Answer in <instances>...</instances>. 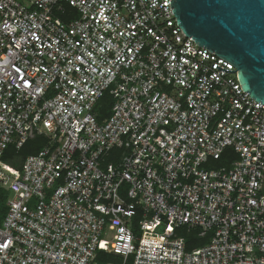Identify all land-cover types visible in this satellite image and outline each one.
Here are the masks:
<instances>
[{"label": "built area", "instance_id": "2783aa9c", "mask_svg": "<svg viewBox=\"0 0 264 264\" xmlns=\"http://www.w3.org/2000/svg\"><path fill=\"white\" fill-rule=\"evenodd\" d=\"M0 187V264H264V104L170 0H0Z\"/></svg>", "mask_w": 264, "mask_h": 264}, {"label": "water", "instance_id": "95a60500", "mask_svg": "<svg viewBox=\"0 0 264 264\" xmlns=\"http://www.w3.org/2000/svg\"><path fill=\"white\" fill-rule=\"evenodd\" d=\"M193 41L230 62L240 88L264 104V0H170Z\"/></svg>", "mask_w": 264, "mask_h": 264}, {"label": "trees", "instance_id": "16d2710c", "mask_svg": "<svg viewBox=\"0 0 264 264\" xmlns=\"http://www.w3.org/2000/svg\"><path fill=\"white\" fill-rule=\"evenodd\" d=\"M66 14L58 13L57 17H59L61 20H68L69 17L66 16L67 13H71L75 15V12H72L70 10V7L65 6ZM112 98L108 91L106 90L104 94L100 97V99L97 101L96 105L94 106V113L96 115V120L98 122H102L105 118H107L110 115L111 106H112ZM48 139L44 135H34L33 137L27 139L22 146L19 148H16L15 145L11 144L8 145L3 155L1 156V159L5 162H8L12 164L14 167H19L21 162L27 157L28 155L37 154L44 146L47 145ZM236 154L232 151L230 148H225L222 152L219 159L213 160L212 167L219 168V167H228L230 164V161L233 159H236ZM8 197V193L5 189L0 188V220L2 219V216L5 211V201ZM181 235L185 239L186 243V249L191 250L195 249L197 247H200L208 241L209 234H204L203 236H200V230L197 228L193 229H186L185 227H182L180 229ZM98 260L106 263L111 261H120V259L115 258L111 254L99 251L98 253Z\"/></svg>", "mask_w": 264, "mask_h": 264}, {"label": "rangeland", "instance_id": "374dc122", "mask_svg": "<svg viewBox=\"0 0 264 264\" xmlns=\"http://www.w3.org/2000/svg\"><path fill=\"white\" fill-rule=\"evenodd\" d=\"M1 161L4 162V163L10 164V163H8V162L3 161L2 159H1ZM211 162H212V161H211ZM211 162H210V163H211ZM10 165L13 166L12 164H10ZM211 166H212V163H211ZM0 188H2V187H0ZM2 189H4V188H2ZM7 193H8V192H7ZM8 196H9V195H8ZM1 220H2V219H1ZM1 220H0V222H1ZM103 237H104V239H107V240L110 239V236H109L108 234L104 235Z\"/></svg>", "mask_w": 264, "mask_h": 264}]
</instances>
